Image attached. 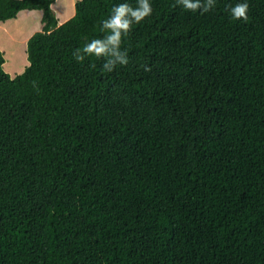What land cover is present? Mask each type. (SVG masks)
<instances>
[{"label":"trees","instance_id":"trees-1","mask_svg":"<svg viewBox=\"0 0 264 264\" xmlns=\"http://www.w3.org/2000/svg\"><path fill=\"white\" fill-rule=\"evenodd\" d=\"M123 2L0 0V264H264V0Z\"/></svg>","mask_w":264,"mask_h":264},{"label":"clouds","instance_id":"clouds-1","mask_svg":"<svg viewBox=\"0 0 264 264\" xmlns=\"http://www.w3.org/2000/svg\"><path fill=\"white\" fill-rule=\"evenodd\" d=\"M177 4L190 12L201 14L211 11L216 0H176ZM248 3L246 0L236 3L230 7L229 12L233 19H248ZM152 14L150 0H136V6L125 2L114 6L108 18L102 21L101 31L107 34L100 39H93L85 44L82 49L73 52L74 58L81 62L87 56H95L103 59L102 69L112 72L117 65L126 66L129 63L128 53L121 49L122 39L131 32L134 24H139ZM145 71H150L145 68Z\"/></svg>","mask_w":264,"mask_h":264}]
</instances>
